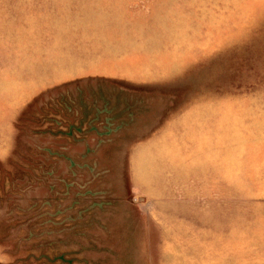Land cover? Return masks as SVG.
I'll list each match as a JSON object with an SVG mask.
<instances>
[{"label": "rangeland", "instance_id": "obj_1", "mask_svg": "<svg viewBox=\"0 0 264 264\" xmlns=\"http://www.w3.org/2000/svg\"><path fill=\"white\" fill-rule=\"evenodd\" d=\"M158 1L149 58L63 80L0 0V264H264V0Z\"/></svg>", "mask_w": 264, "mask_h": 264}, {"label": "crops", "instance_id": "obj_2", "mask_svg": "<svg viewBox=\"0 0 264 264\" xmlns=\"http://www.w3.org/2000/svg\"><path fill=\"white\" fill-rule=\"evenodd\" d=\"M40 9H49L50 14L46 31L51 39V45L48 49V55L52 57L54 66L57 69H66L68 74L62 76L63 80L72 79L81 76H114L116 69L95 67L101 56L95 46L110 47L115 54L121 52L124 41L128 38L142 43L145 50L142 51L149 58V42L154 38L142 31L147 26L146 20L149 19L151 25H162L158 16L160 1L158 0H44ZM147 12V15L146 13ZM153 20H152V16ZM155 15L158 19H155ZM148 16V17H146ZM143 32V33H142ZM59 33V37L55 36ZM110 33H116V42L109 43ZM90 34V35H89ZM92 34L96 36H92ZM145 36V37H143ZM158 35H156L157 38ZM115 44L109 46L105 44ZM97 45H94V44ZM149 45V46H148ZM147 47V48H146ZM97 49V50H96ZM95 58L87 63L80 64L84 58ZM50 58V57H49ZM80 64V65H79ZM117 71V70H116Z\"/></svg>", "mask_w": 264, "mask_h": 264}, {"label": "trees", "instance_id": "obj_3", "mask_svg": "<svg viewBox=\"0 0 264 264\" xmlns=\"http://www.w3.org/2000/svg\"><path fill=\"white\" fill-rule=\"evenodd\" d=\"M81 93V92H80ZM81 95V94H80Z\"/></svg>", "mask_w": 264, "mask_h": 264}]
</instances>
